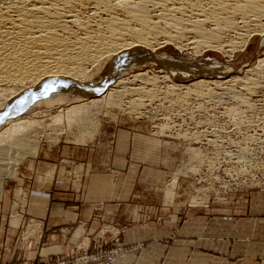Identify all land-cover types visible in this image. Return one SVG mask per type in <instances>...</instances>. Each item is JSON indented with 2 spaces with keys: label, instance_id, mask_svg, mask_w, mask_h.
Returning <instances> with one entry per match:
<instances>
[{
  "label": "crops",
  "instance_id": "obj_1",
  "mask_svg": "<svg viewBox=\"0 0 264 264\" xmlns=\"http://www.w3.org/2000/svg\"><path fill=\"white\" fill-rule=\"evenodd\" d=\"M144 127L43 144L27 158L0 191V264L118 246L141 250L113 264H264V215L251 204L215 213L146 194V174L160 168V143Z\"/></svg>",
  "mask_w": 264,
  "mask_h": 264
},
{
  "label": "rangeland",
  "instance_id": "obj_2",
  "mask_svg": "<svg viewBox=\"0 0 264 264\" xmlns=\"http://www.w3.org/2000/svg\"><path fill=\"white\" fill-rule=\"evenodd\" d=\"M208 24L205 25V28L211 31L212 24ZM251 29L254 28L251 27ZM258 29H256L257 32L260 30ZM251 31L249 33L244 30H234L237 34L240 33L241 37L239 35L237 37L233 32L225 33L226 31H223L221 36L218 34V39L221 38L219 41L220 51L205 49L201 46L192 49V46L195 47L190 44L193 37H188V40L191 39L189 41L186 38L183 39L181 47L178 46L175 49L163 45L155 48L152 55L158 56L164 61L169 60L177 62L176 64L181 66L186 65L185 67L208 61L218 66L230 67L236 73H242L245 69L255 68L257 61L264 59V35L261 36V34ZM186 46L188 47L186 48ZM111 62L112 60L106 58L101 59L95 66L86 68V75L91 79H104L115 69V71L121 69L119 67L117 69V65L114 66L115 69L111 68ZM151 63H163V61ZM151 63L146 62L140 68L135 66L122 71V79H125L124 81L127 83L124 84V89L120 86L113 88L115 85L113 81L120 74L114 73L116 74L115 79L112 76L114 80L111 79L106 86L107 89H112L115 92L112 95L114 97L111 98L112 104L97 106L87 104L89 107L87 112L74 119L67 120L64 117L63 113L66 108L72 103H82L81 101L87 99L85 95L75 91H71L70 94L64 93L65 91L53 92L50 96L61 97L60 101L53 102V104L43 102L49 98L35 97L27 101L32 104L28 106L24 104L25 102L23 105L21 104L22 107L26 105L32 110V114L28 117L33 115L31 119L34 124L27 130L28 133L21 134L18 140L22 139L27 143L34 140L37 146L33 147L34 154H27L12 170H10L11 168L0 169V191L2 188H6L5 183L15 179L21 164L27 158L34 156L43 144L88 143L114 127L142 123L148 136L160 143V168L156 172L151 171L152 173L146 174L149 176L144 183L147 195L154 196L156 201L157 198L164 197L172 202L178 199L181 200L179 202L184 203L185 201L186 204L194 206H209L210 211L213 209L212 212L215 213L231 210L234 208L233 206L243 212L244 206L249 203L257 215L263 216L264 64L261 65L258 73L247 72L244 75L250 80L248 87L236 83L234 88V85H231L234 82H228L219 87L212 84H208L206 87L186 86L175 92L170 87L172 85L170 82L157 81L153 83L150 81L153 76L160 77L166 72L164 66ZM145 68L147 69V74L143 76L145 81L133 78L136 74H142L141 69ZM234 74H230V77H233ZM147 81L150 82L146 83ZM253 83L258 84L257 89L253 87ZM135 88L143 93H139ZM130 89L133 90L130 91ZM134 90L138 94L137 92L134 94ZM192 91L195 93L193 94ZM235 97H240L244 101ZM116 99L119 101L118 103ZM60 108L63 110L58 115ZM57 115L60 117L58 122L55 121ZM20 117H26V115ZM2 123L4 124L3 119L0 121V127L3 125ZM23 135L24 138L29 137L25 138L28 141L23 138ZM18 140L16 141L17 145L19 144ZM19 145L16 149L18 153L15 155H18L19 151L24 152L32 148L24 149L26 145L21 146V141ZM12 152L7 154L8 162L13 160L11 157L15 159L18 157L13 155L14 153L11 154ZM10 171L11 175H7ZM135 250L139 251L141 247L101 248L95 250L91 255L97 257L94 262L103 260V264H113L117 257ZM75 258L77 256L69 255L56 259L73 264Z\"/></svg>",
  "mask_w": 264,
  "mask_h": 264
},
{
  "label": "bare ground",
  "instance_id": "obj_3",
  "mask_svg": "<svg viewBox=\"0 0 264 264\" xmlns=\"http://www.w3.org/2000/svg\"><path fill=\"white\" fill-rule=\"evenodd\" d=\"M208 23L212 24L211 31L205 28ZM263 26L264 0H0V121H4L0 127V169L12 170L27 154H34L33 147L37 146L34 140H30L34 141L32 143L22 141V137L18 140L34 124L33 115L28 117L32 114L27 107L32 103L28 100L49 98L43 102L53 104L61 99L50 96L53 92L81 93L87 99L72 103L63 113L67 120L74 119L87 112V104H112L115 92L106 86L116 74L120 73L117 79H113V88L120 86L124 89L126 82L122 79V71L154 61H163L151 64L164 66L166 75L153 76L150 81L170 82L175 92L186 86L212 84L219 87L228 82H234L231 84L234 88L236 83L247 86L250 80L244 75L258 73L264 59L258 60L255 68L236 73L230 67L208 61L185 67L177 62L164 61L152 53L163 45L177 49L188 37H193L190 44L195 47L190 46L192 49L201 46L220 51L221 38H218L223 31L233 32L238 37L240 33L234 30H252L263 36ZM257 28L260 29L258 32ZM104 58L112 60L111 68L116 65L117 69L121 68L117 70L119 72L114 67L115 72H110L104 79L89 78L86 68L95 66ZM146 70L141 69L142 74L133 78L144 80ZM232 73L235 74L230 77ZM252 85L258 88L257 83ZM137 91L134 90V94ZM23 103L27 106L22 107ZM62 110L60 108L58 115ZM24 114L26 117H20ZM58 115L56 122L60 121ZM17 140L19 144L21 141V146L26 145L24 149L32 147V150L29 148L15 155L17 146H20ZM10 152L18 156L16 159L11 157L12 163L8 162ZM7 175H11V171Z\"/></svg>",
  "mask_w": 264,
  "mask_h": 264
},
{
  "label": "built area",
  "instance_id": "obj_4",
  "mask_svg": "<svg viewBox=\"0 0 264 264\" xmlns=\"http://www.w3.org/2000/svg\"><path fill=\"white\" fill-rule=\"evenodd\" d=\"M96 259H97L96 256L85 255V256L75 258V260L73 261V264H90L91 262H94ZM47 264H70V263H66V261H62V260L59 261L58 259H56V261H52Z\"/></svg>",
  "mask_w": 264,
  "mask_h": 264
}]
</instances>
